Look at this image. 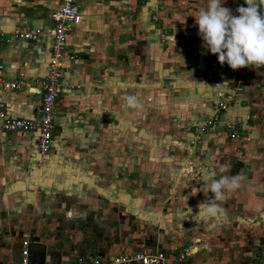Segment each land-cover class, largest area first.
I'll return each mask as SVG.
<instances>
[{"label":"crops","instance_id":"crops-1","mask_svg":"<svg viewBox=\"0 0 264 264\" xmlns=\"http://www.w3.org/2000/svg\"><path fill=\"white\" fill-rule=\"evenodd\" d=\"M207 3L78 0L81 18L68 33L62 65L64 79L74 87L57 100L49 154L38 165L35 133L0 130V264H20L23 239L45 244L43 264L91 255L111 259L149 247L163 252V264H264V173L243 166L264 159L259 153L264 148L254 151L251 142L259 134L255 140L250 137L262 114L254 89L263 84L264 90V66H249L241 80L203 78L197 57L219 62L203 47L195 22ZM59 4L0 0V29L10 34L18 28L52 27L49 14ZM222 6L238 16L236 9L247 4L222 0ZM260 10L264 13V7ZM50 47L47 35L36 42L11 39L1 46L2 77L24 83L0 88V110L9 117H33ZM234 86L241 90L228 101L222 117L240 121L237 139L230 140L217 124L199 137L212 152L195 154L193 149L181 162L176 174L181 188L177 183L157 193L134 186L141 176L169 181L168 162L158 166L159 172L141 170V163L152 162L145 156L146 147L156 148L160 140L169 155L173 142L179 145L186 138L183 132L195 137V126L216 111ZM125 94L135 95L142 107H126ZM241 148L245 157L234 153ZM177 153L165 159H178ZM226 153L242 162L223 161ZM188 163L191 169L184 166ZM213 172L216 179L240 174L242 181L217 202L223 215L204 219L198 216V204L214 194L205 195L202 176ZM144 195L145 201L137 198ZM143 210L151 212L140 215ZM163 212L170 213L160 217ZM185 247L189 254L180 260ZM28 260L42 264V254L29 251Z\"/></svg>","mask_w":264,"mask_h":264},{"label":"built area","instance_id":"built-area-1","mask_svg":"<svg viewBox=\"0 0 264 264\" xmlns=\"http://www.w3.org/2000/svg\"><path fill=\"white\" fill-rule=\"evenodd\" d=\"M53 21V26L48 28H18L10 34H6L0 29V48L11 39L36 42L41 37L47 35L51 37L50 55L46 66V75L40 81L41 102L36 107L35 113L31 118H13L9 117L5 110H0V130L4 132L26 131L35 133V145L38 152L36 163L40 165L45 157L49 154L52 147L54 133V110L57 100L62 91L71 89L74 85L67 79H64L62 65L64 57L68 54L66 45L67 36L73 25L81 18L78 0H60L57 8L50 11L49 14ZM153 15V19H156ZM69 58H73L69 54ZM196 65L203 76L209 82L216 77L226 76L232 80H241L247 73L249 67L237 70L231 69L227 64L221 65L216 60L207 59L204 56H198ZM3 63L0 61V88L16 89L23 85L20 81H7L2 77ZM240 86H234L223 94L224 101L218 103L217 109L212 114L206 115L195 126V134L199 138L217 124H221L222 131L230 138H235L239 134L240 121L223 118L222 112L227 109V103L234 97ZM3 108L4 105L0 104ZM29 239L21 241V259L20 264H29ZM189 248L185 247L179 253L180 260L185 259L189 254ZM164 254L151 247L140 251L131 252L123 251L111 259L98 255L88 257H78L75 260H63L57 264H163Z\"/></svg>","mask_w":264,"mask_h":264},{"label":"clouds","instance_id":"clouds-1","mask_svg":"<svg viewBox=\"0 0 264 264\" xmlns=\"http://www.w3.org/2000/svg\"><path fill=\"white\" fill-rule=\"evenodd\" d=\"M247 7L236 9L238 16L231 9L222 6V0H208L207 8H201L195 16L203 47L217 55L221 65L227 63L233 70L252 66H264V0H245ZM125 106L140 108L138 98L132 94L123 97ZM221 172L228 171L225 168ZM216 173L204 174L205 195L210 191L213 197L198 204V216L202 218L223 215V209L217 203L224 199L227 191H234L241 186L242 176L223 175L215 178ZM197 192H192L196 195ZM187 201V197H185ZM191 211V209H190Z\"/></svg>","mask_w":264,"mask_h":264},{"label":"rangeland","instance_id":"rangeland-1","mask_svg":"<svg viewBox=\"0 0 264 264\" xmlns=\"http://www.w3.org/2000/svg\"><path fill=\"white\" fill-rule=\"evenodd\" d=\"M261 85H263V84H260V85L258 84V87H256V89H254V90L257 93L259 92L258 94L256 93L257 94L256 97L260 101L259 104L262 107L261 108L262 109V114L259 115L258 110H256L257 113H258V118H257L258 120L257 121H259L258 122V127H256V126L254 127V131H253V134L251 136L249 134L250 132L247 133V135L250 136L251 138L254 136L252 138V140H255L257 138V134H259L257 140L251 141L254 144V146H255V147H253V149H255L254 151H257V148H258V150H260L261 148H264V90L261 89L263 87ZM252 115L255 116L256 114H252ZM166 117H167V115H166ZM176 134H177L176 132H174V131L172 132V136L173 137H176ZM158 135H159V133H157V139H161ZM183 135L186 136V138L182 137L183 140H181V137H180L179 139L181 140L182 143H179V145H178V143H174L173 142L171 150H169V155L166 153V148L161 146L160 140L157 141L156 148L146 147V149L144 151V153L146 154L145 156H147L146 158L150 159L152 162L141 163L140 164L142 166L141 170L144 171V172H146L145 168H147V169L149 168L148 169L149 171L151 170V171H154V172L155 171L159 172V170L162 169V167L159 168L158 166H162L163 164L168 162L169 167H168V173L166 175L168 176L167 179L168 180L170 179L171 181L170 180L169 181H164L163 179H161L159 181H155L154 179H148L147 176L146 177L141 176V178L138 180L139 183L138 184H134V186H140L142 188L146 187L147 188V192H151V191L155 190L157 193H160L161 190H169V188L167 186H171V188H175V185L177 183L180 184V188L182 187L181 183L179 182V178L177 177L176 174H178L179 169L182 166L181 162L187 158L186 156H189L193 149H194V153L195 154L196 153H198V154H200V153L201 154H208L209 152L210 153L212 152L210 147H209V145L207 143H205V141H206L205 139H204V141H200L201 139L198 138L197 136L194 137L192 134L189 135V134H186L184 132H183ZM243 137L244 136H240L239 139L241 140ZM229 139L232 140V139H237V138H230L229 137ZM244 140H247V139H244ZM211 145L212 144H210V146ZM259 146H261L260 149H259ZM171 151H172V153H171ZM175 151L178 152L177 153L178 154V157H177L178 159H175L173 161H168L170 159H174L175 158L173 156V153ZM263 151H264V149H261V151L259 153L264 154ZM243 152H244L243 148H241V149H237L234 153L237 156L240 155V156L245 157ZM226 154H228V153H226ZM223 155H225V154H223ZM231 155H232V153L228 154V156L226 158H224L225 156H223V157L221 156L220 158L223 161L224 160L225 161H233L234 164H235V162H238V160L239 161L242 160V159L240 160L239 157H235L234 155L231 158ZM165 158H168V160H166ZM243 160H245V158ZM233 163L231 165H233ZM184 166H187L188 169H191V165L189 163L187 165H184ZM224 166L227 167V164H224ZM243 166H244V169L246 167V169L248 171H252V170L255 171V170L260 169L264 173V159H262L261 162H255L254 164L247 163V164H243ZM174 170H175L174 175L172 177H170V173L172 171H174ZM133 172H135V171H133ZM130 186H131V181H130ZM147 197H148L147 195H144V196H139L137 198H139L140 201H145ZM158 197H160V200H161L160 202H162L164 196L163 195H161V196L159 195ZM207 198H209V197H207ZM211 198H209V199H211ZM201 201H203V200H201ZM173 202L177 203L178 201H176V198H175L173 200ZM150 212L151 211L148 212L146 210L145 211L143 210V211H140V215L147 214V213L150 214ZM168 213H170V212H168ZM168 213L167 212H163L162 214H159V216L160 215H167ZM177 213H178V211L174 212V214H176V216H178ZM128 214H130V213H128ZM138 216L139 215H137V218H139ZM204 219H207V218H204ZM149 224H150V221H149ZM145 225H147V222L145 223ZM156 225H157V223L155 225H153V226H156ZM219 236L221 237L222 233H220Z\"/></svg>","mask_w":264,"mask_h":264},{"label":"water","instance_id":"water-1","mask_svg":"<svg viewBox=\"0 0 264 264\" xmlns=\"http://www.w3.org/2000/svg\"><path fill=\"white\" fill-rule=\"evenodd\" d=\"M45 250H46L45 244H40V243L32 241V240L30 241L29 251L40 252L42 254V264L44 261Z\"/></svg>","mask_w":264,"mask_h":264}]
</instances>
